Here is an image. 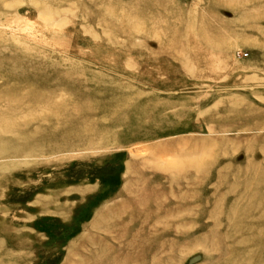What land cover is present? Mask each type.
<instances>
[{
    "label": "rangeland",
    "instance_id": "rangeland-1",
    "mask_svg": "<svg viewBox=\"0 0 264 264\" xmlns=\"http://www.w3.org/2000/svg\"><path fill=\"white\" fill-rule=\"evenodd\" d=\"M0 264H264V0H0Z\"/></svg>",
    "mask_w": 264,
    "mask_h": 264
}]
</instances>
